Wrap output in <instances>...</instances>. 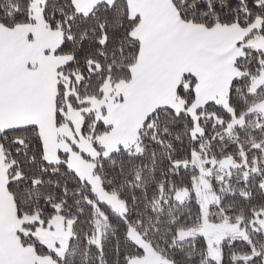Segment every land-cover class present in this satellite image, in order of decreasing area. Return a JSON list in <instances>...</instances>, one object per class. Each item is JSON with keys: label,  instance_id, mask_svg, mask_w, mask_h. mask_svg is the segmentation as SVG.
<instances>
[{"label": "snow or ice", "instance_id": "1", "mask_svg": "<svg viewBox=\"0 0 264 264\" xmlns=\"http://www.w3.org/2000/svg\"><path fill=\"white\" fill-rule=\"evenodd\" d=\"M0 264H264V0H0Z\"/></svg>", "mask_w": 264, "mask_h": 264}]
</instances>
